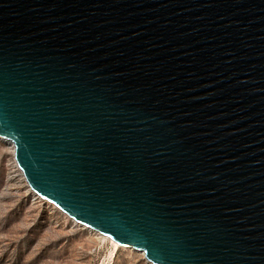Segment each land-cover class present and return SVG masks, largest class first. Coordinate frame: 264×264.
<instances>
[{"label": "water", "instance_id": "water-1", "mask_svg": "<svg viewBox=\"0 0 264 264\" xmlns=\"http://www.w3.org/2000/svg\"><path fill=\"white\" fill-rule=\"evenodd\" d=\"M0 138L152 264H264V0H0Z\"/></svg>", "mask_w": 264, "mask_h": 264}, {"label": "rangeland", "instance_id": "rangeland-1", "mask_svg": "<svg viewBox=\"0 0 264 264\" xmlns=\"http://www.w3.org/2000/svg\"><path fill=\"white\" fill-rule=\"evenodd\" d=\"M0 264H152L34 193L0 138Z\"/></svg>", "mask_w": 264, "mask_h": 264}, {"label": "bare ground", "instance_id": "bare-ground-1", "mask_svg": "<svg viewBox=\"0 0 264 264\" xmlns=\"http://www.w3.org/2000/svg\"><path fill=\"white\" fill-rule=\"evenodd\" d=\"M18 167V166H17ZM19 168V167H18ZM103 236H105V235H103ZM109 240H110V242L113 244V246H114V248H116L117 246H120L117 242H115L114 240H112V239H110L109 238Z\"/></svg>", "mask_w": 264, "mask_h": 264}]
</instances>
